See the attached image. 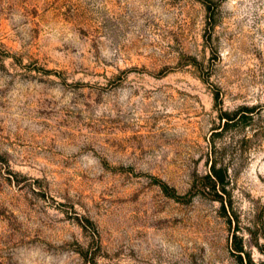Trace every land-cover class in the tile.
I'll return each mask as SVG.
<instances>
[{
  "label": "rangeland",
  "instance_id": "rangeland-1",
  "mask_svg": "<svg viewBox=\"0 0 264 264\" xmlns=\"http://www.w3.org/2000/svg\"><path fill=\"white\" fill-rule=\"evenodd\" d=\"M0 264H264V0H0Z\"/></svg>",
  "mask_w": 264,
  "mask_h": 264
},
{
  "label": "trees",
  "instance_id": "trees-1",
  "mask_svg": "<svg viewBox=\"0 0 264 264\" xmlns=\"http://www.w3.org/2000/svg\"><path fill=\"white\" fill-rule=\"evenodd\" d=\"M226 120H229V118L226 116ZM207 179L211 182V184H213V187L216 184H220L223 185L224 184V173L221 169H216L215 165L212 166L210 175L207 177ZM164 190L166 188H163ZM166 191V190H165ZM241 248L238 252H241Z\"/></svg>",
  "mask_w": 264,
  "mask_h": 264
}]
</instances>
